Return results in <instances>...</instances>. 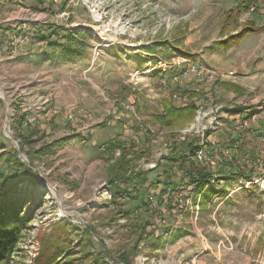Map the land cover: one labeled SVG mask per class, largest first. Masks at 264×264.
I'll list each match as a JSON object with an SVG mask.
<instances>
[{"label":"rangeland","instance_id":"rangeland-1","mask_svg":"<svg viewBox=\"0 0 264 264\" xmlns=\"http://www.w3.org/2000/svg\"><path fill=\"white\" fill-rule=\"evenodd\" d=\"M244 1L0 0V156L16 150V143L27 162L22 161L31 166L15 138L22 131L19 124H31L38 133L25 147L36 173L29 177L44 194L4 264H36L41 236L62 220L77 227L74 244L87 228L90 250H105L108 259L127 252L133 254L132 264H264V164L254 165L264 157V121L244 131L230 122L215 132L219 148L237 147L233 163L225 162L223 170L245 176L220 183L224 196L216 195L203 211L193 202L194 191L183 192L180 205L175 200L180 190L175 189L172 208L166 206L163 190L169 179L162 166L141 173L148 179L144 185L134 181L117 198L106 195L108 165L116 157L112 143L134 146L130 155L135 160L140 158L133 152L149 159L156 150L141 136L139 121L127 115V103L133 102L137 115L158 127H167L155 120L164 100L185 107L173 94L187 96L190 103L196 99L205 108L214 104L241 110L237 107L263 104L264 32L246 35L237 46L222 44L234 30L228 12L237 13ZM261 2L257 12L243 10L240 27L250 21L264 26ZM29 10L47 18L32 22L26 17ZM21 11L24 21L7 22ZM71 33L78 36L74 49L68 43ZM53 41L60 46L56 50L48 46ZM190 65L217 74L234 72L235 78L184 80L181 75ZM173 77L180 79L174 83ZM52 111L58 113L50 121ZM71 112L76 113L74 123L64 120ZM193 123L174 129L182 132ZM178 137L165 141L171 146ZM63 138L67 145L57 154L43 159L35 154L45 143ZM181 179L174 174L169 182L181 188Z\"/></svg>","mask_w":264,"mask_h":264},{"label":"trees","instance_id":"trees-1","mask_svg":"<svg viewBox=\"0 0 264 264\" xmlns=\"http://www.w3.org/2000/svg\"><path fill=\"white\" fill-rule=\"evenodd\" d=\"M255 2V0H246L241 4V10L237 13L228 12L227 16L233 22L234 30L233 35L231 37L228 36L222 42L226 48L239 45L248 34L264 31V26L258 27L252 21L244 24L242 27L237 22L243 10L250 9V6ZM258 9L256 8L255 12L259 11ZM77 39V35L70 34L68 43H70L72 49L76 47ZM42 40L45 41V38L42 37ZM48 46L53 50L60 47L55 41L49 43ZM224 86L228 89L235 88L234 85L230 84H225ZM191 95L196 97L198 94L194 92ZM198 104L199 102L195 99L193 104L179 107L168 100H164L162 104L163 113L156 116L155 120L169 128L184 126L194 120L196 110L199 107ZM240 108L237 107V109ZM242 111L243 109L236 110V113ZM51 117L52 114L49 113L47 119L51 121ZM19 125L22 127V131L17 132L15 138L19 140L20 151L25 153L31 166L22 161L16 150L5 151L0 156V264H4L10 259L11 254L20 243L23 228L27 227L33 219L32 211H35L38 205L43 204L44 198V194L38 193L40 185L29 177L32 174L36 175V173L32 170V167H34L32 157L25 151V147L31 146L34 143L38 132L28 122L25 126H22V124ZM187 139H174L170 146L171 149L166 162H164L161 169H163L164 174H167L169 180L172 179L174 174L181 179L180 171L184 170L187 172L190 179L187 181L186 186L193 188V202L194 204L198 203V209L203 211L216 195L224 196L225 190L218 189L220 183L226 184L233 177L242 178L244 174L239 172L237 174H231L233 176L231 177L228 172L223 170L226 166L225 162L227 161L221 159L217 165V176H215V174L200 164H197L194 157L187 156L189 153H194L198 143L196 138L190 142H187ZM67 141L68 138H63L49 143L47 142L35 154L41 159L53 156L67 145ZM112 144L111 147L113 150H121V156L119 158L112 157L108 165L109 176H111L109 185L115 188L113 198H117L118 195L126 193L127 187L134 181H137L138 185L142 186L148 182V179L145 174L141 173L127 175L129 167L134 160L133 156L129 158L134 146L126 144L125 142H114ZM133 154L138 159L141 157L142 152H133ZM254 165L256 166V164ZM174 169H176V173L171 172ZM169 180L164 181L165 188L163 191L167 189H171L172 191L179 189L187 193L182 187L177 188V185L169 182ZM122 183H125V186L122 187ZM163 200L166 206L171 209L172 198L164 196ZM120 213L125 214L122 211ZM148 226L146 224L145 228L147 229ZM77 231V227L66 220L53 224L50 232L43 234L40 238L41 249L36 264H132L130 255L132 256L133 254L127 252L120 254L115 260L113 258L108 259L110 255L105 250L100 253L92 252L90 250L93 248L89 238L90 231L87 228L84 235L74 244L71 241V237ZM76 245L78 246L77 249L74 248ZM134 249L137 251V247Z\"/></svg>","mask_w":264,"mask_h":264},{"label":"built area","instance_id":"built-area-1","mask_svg":"<svg viewBox=\"0 0 264 264\" xmlns=\"http://www.w3.org/2000/svg\"><path fill=\"white\" fill-rule=\"evenodd\" d=\"M261 3V0L256 1L250 7V12H254L256 8H260V6L262 5ZM23 17L24 11H21L16 14V16H14L13 14L9 15L6 19L7 22H13L15 20L24 21V19H20ZM26 17L32 20V22H40L47 18L45 15L36 14L35 12H31V10L27 12ZM192 77L195 78L197 81L203 82L205 80H229L235 78V74L234 72H228L226 74H217L215 71L199 69V67L190 65L183 71L181 78L184 80H191ZM179 79L180 78L178 77H173L172 81L174 83H177ZM166 85L167 82L164 80L162 86ZM172 98L177 100V103L179 105L183 104L182 106L191 105L192 102H194V100H192V102L190 103V100H188L187 96L178 98L177 95L173 94ZM125 111H127V115L131 118V120H133L134 122H140H138L139 126H137V128L139 129L141 136H147L150 140V144L156 148L155 153H151V157L149 159H146L143 156V158L140 157L139 160L134 159L132 164L137 163L138 167H136L134 171H131L129 169L127 175L146 173L157 170L159 167H161L164 162H166V159L170 152V146L165 141V139H169V137H174V135H178V138H188L192 136L193 139L196 138L198 140L197 148L196 150H194V153H189L187 156L194 157L197 164H200L208 171L215 174V176H217L216 167L219 161L224 158L227 162L233 163V156L231 154L233 152L237 153V147L236 145H234L233 147L219 148L220 141L215 135V132H217L222 126H228L230 122L235 125L236 130L244 131L248 129L249 126H251L252 124L260 120L264 121V102L263 104H256L254 107H251L249 109H243L242 112L237 113L235 107L226 109L225 106L211 104L208 108H205V106H201L200 104L194 117V123L191 124L190 128H186V130L182 132L174 128L153 126L149 122L143 121L137 115L133 102L127 103L125 105ZM243 112L246 113L245 116H241ZM57 113V111H52V116ZM114 117L115 121H119L121 119V115L119 113H116ZM64 120L70 123L76 122V113L71 112L64 115ZM135 139L137 141H140L138 140V138ZM141 139L143 138L141 137ZM190 141H192V139ZM218 152H220V154H218ZM115 156L116 158H119L121 156V150H116ZM130 157H132V155H129V158ZM259 163L264 164L263 156L259 157L256 160L255 164L258 165ZM180 173L183 179L182 189H184L187 193L194 191L192 190L193 188H189L186 186L187 181H189L190 179L188 173L184 170L180 171ZM108 188L110 190H106V195H108L109 198L112 199L115 188L111 185H109ZM182 194L183 192L179 191L175 196L176 202L180 205L183 202V199L181 197ZM163 195L165 197L171 198L172 196H174V192L171 189H167L166 191H164ZM148 200L152 202V205L155 204V198L153 196H150Z\"/></svg>","mask_w":264,"mask_h":264},{"label":"water","instance_id":"water-1","mask_svg":"<svg viewBox=\"0 0 264 264\" xmlns=\"http://www.w3.org/2000/svg\"><path fill=\"white\" fill-rule=\"evenodd\" d=\"M14 143H15V141H14ZM15 146H16V148H17L16 150L18 151V148H19V147H18V145H17L16 143H15ZM18 153H19L20 158H22L23 161L27 162V161H26V158H25V157H24L19 151H18Z\"/></svg>","mask_w":264,"mask_h":264},{"label":"crops","instance_id":"crops-1","mask_svg":"<svg viewBox=\"0 0 264 264\" xmlns=\"http://www.w3.org/2000/svg\"><path fill=\"white\" fill-rule=\"evenodd\" d=\"M257 26V25H256ZM259 27V26H258ZM261 27V26H260ZM264 32V31H263ZM246 37V36H245ZM242 42V41H241ZM228 73V72H227ZM241 109H245V108H242L241 107ZM243 114H246V113H244L243 112ZM260 121H262V120H260ZM251 126H260V122L258 121V122H256V123H254V124H252Z\"/></svg>","mask_w":264,"mask_h":264}]
</instances>
